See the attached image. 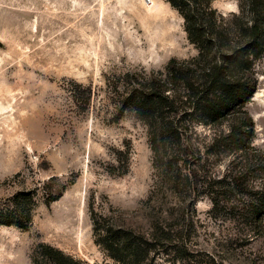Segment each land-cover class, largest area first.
I'll use <instances>...</instances> for the list:
<instances>
[{
    "label": "rangeland",
    "instance_id": "obj_1",
    "mask_svg": "<svg viewBox=\"0 0 264 264\" xmlns=\"http://www.w3.org/2000/svg\"><path fill=\"white\" fill-rule=\"evenodd\" d=\"M156 6L162 20L151 24ZM212 7L234 27L244 1ZM197 56L166 0H0V203L19 193L36 200L28 229L0 227V264H52L55 251L114 264L96 220L147 237L171 230L175 240L151 264H264V210L255 219L251 208L264 207V56L246 105L253 150L208 154L213 131L197 127L193 187L181 194L155 177L147 127L107 85ZM59 185L63 195L45 203L47 187L56 195Z\"/></svg>",
    "mask_w": 264,
    "mask_h": 264
},
{
    "label": "trees",
    "instance_id": "obj_2",
    "mask_svg": "<svg viewBox=\"0 0 264 264\" xmlns=\"http://www.w3.org/2000/svg\"><path fill=\"white\" fill-rule=\"evenodd\" d=\"M166 1L184 19L187 39L198 56L172 59L164 72L130 71L114 83L109 77L106 80L119 96L120 110L133 111L147 127L155 177L160 176L164 186L181 194L193 187L187 163L200 152L192 144L199 137L197 127L213 131L208 154L240 152L246 157L253 150L254 121L246 105L257 89L254 63L264 56V0H243V12L234 27L212 7L214 0ZM129 161L127 154L125 162L115 168L119 176L129 171ZM47 188L45 203L50 204L67 186L59 185L56 195ZM255 195H261V190ZM212 202L215 208L219 206L218 198ZM256 203L251 205L255 219L264 210ZM35 206L29 193L0 203V227L28 229ZM94 222L97 243L114 264H151L152 255L175 240L171 230L147 237L133 229H106L98 220ZM54 253L52 264H78L60 251Z\"/></svg>",
    "mask_w": 264,
    "mask_h": 264
},
{
    "label": "bare ground",
    "instance_id": "obj_3",
    "mask_svg": "<svg viewBox=\"0 0 264 264\" xmlns=\"http://www.w3.org/2000/svg\"><path fill=\"white\" fill-rule=\"evenodd\" d=\"M153 5V4H152ZM150 7V6H149ZM153 9V12H154V14H155V16L156 17H153L154 19L151 21V24H154V23H156L157 22V20H162L160 17V15H159V13L157 12V10L159 9V7H153L152 8ZM162 15V14H161ZM159 30V29H158ZM173 32V31H172ZM161 33V32H160ZM162 36V35H161ZM163 40V39H162ZM164 42V41H163Z\"/></svg>",
    "mask_w": 264,
    "mask_h": 264
}]
</instances>
